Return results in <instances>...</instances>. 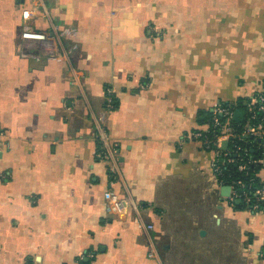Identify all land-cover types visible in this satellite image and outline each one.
<instances>
[{"label": "crops", "instance_id": "obj_1", "mask_svg": "<svg viewBox=\"0 0 264 264\" xmlns=\"http://www.w3.org/2000/svg\"><path fill=\"white\" fill-rule=\"evenodd\" d=\"M44 3L70 64L23 44L25 10L51 26L32 0H0V264H264V212L226 203L190 137L263 91L264 0Z\"/></svg>", "mask_w": 264, "mask_h": 264}, {"label": "built area", "instance_id": "obj_2", "mask_svg": "<svg viewBox=\"0 0 264 264\" xmlns=\"http://www.w3.org/2000/svg\"><path fill=\"white\" fill-rule=\"evenodd\" d=\"M40 14L47 17L50 30L35 28L30 23L31 11L23 12V27L21 39L24 45L33 49L31 57L37 61H66L72 63L75 47L68 48L64 43V35L60 27L50 19L44 0H32ZM34 14V13H33ZM107 107H113V95L108 91ZM237 110L244 111L241 121L234 120ZM97 137L101 143V157H113L114 144L111 143L102 117L95 118ZM5 131L0 128V137ZM201 148L213 153L211 161L214 185L218 191L224 185H229V196H224L226 203L256 213L264 212V182L258 173L264 166V89L243 102V108L233 104H218L210 113V119L202 129L190 134ZM227 142L226 147H223ZM253 153H256L255 155ZM236 173V177H233ZM248 179L245 181L244 179ZM106 208L111 213H124L129 203L137 210L130 198H121L112 190L104 193ZM139 226L152 230L153 225H146L140 220ZM152 248L149 257H156Z\"/></svg>", "mask_w": 264, "mask_h": 264}, {"label": "water", "instance_id": "obj_3", "mask_svg": "<svg viewBox=\"0 0 264 264\" xmlns=\"http://www.w3.org/2000/svg\"><path fill=\"white\" fill-rule=\"evenodd\" d=\"M243 117H244V111L237 110L234 115V120L241 121ZM223 145H224L223 147H226L227 142H224ZM230 191H231V187L229 185H224L220 188V193L222 196H229ZM238 203H240V201H238Z\"/></svg>", "mask_w": 264, "mask_h": 264}, {"label": "trees", "instance_id": "obj_4", "mask_svg": "<svg viewBox=\"0 0 264 264\" xmlns=\"http://www.w3.org/2000/svg\"><path fill=\"white\" fill-rule=\"evenodd\" d=\"M243 102H244V101H242V102H240V103H238V104H233V105H238V107L243 108ZM209 119H210V115H209L207 121H209ZM253 154L255 155L256 153H253ZM233 177H236V173H233ZM244 180L247 181L248 179L245 178ZM236 206H237V208H238V207H239V208L242 207V206L240 205V203H238ZM79 264H90V262H89V261H85V260H81V261H79Z\"/></svg>", "mask_w": 264, "mask_h": 264}, {"label": "rangeland", "instance_id": "obj_5", "mask_svg": "<svg viewBox=\"0 0 264 264\" xmlns=\"http://www.w3.org/2000/svg\"><path fill=\"white\" fill-rule=\"evenodd\" d=\"M220 232H221L220 227L217 226L215 233L220 234ZM213 233H214V232H213Z\"/></svg>", "mask_w": 264, "mask_h": 264}]
</instances>
